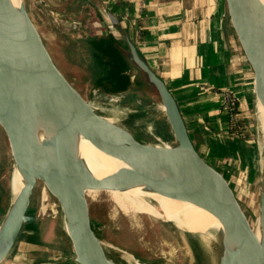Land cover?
Masks as SVG:
<instances>
[{
  "label": "water",
  "instance_id": "1",
  "mask_svg": "<svg viewBox=\"0 0 264 264\" xmlns=\"http://www.w3.org/2000/svg\"><path fill=\"white\" fill-rule=\"evenodd\" d=\"M230 23L252 75L253 93L264 104V5L257 0H224ZM0 0V128L24 184L9 202L0 238V263L10 253L21 227L34 221L28 214L35 185L41 182L57 202L64 229L78 264H117L94 230L86 191H119L137 183L149 192L195 204L219 220L229 260L219 264H264V196L252 224L224 176L196 151L175 99L164 82L127 40V54L162 106L174 144L170 151L138 140L131 130L114 124L91 106L57 67L21 6L17 28L2 15ZM113 26L118 20L107 14ZM91 103V104H90ZM94 105V104H93ZM33 121L46 137L33 132ZM80 133L112 152L125 165L124 178H90L74 159L71 143ZM12 183V179H11ZM12 186V185H11ZM10 188V187H9ZM11 190V188L9 189ZM259 223L260 241L254 239Z\"/></svg>",
  "mask_w": 264,
  "mask_h": 264
},
{
  "label": "crops",
  "instance_id": "2",
  "mask_svg": "<svg viewBox=\"0 0 264 264\" xmlns=\"http://www.w3.org/2000/svg\"><path fill=\"white\" fill-rule=\"evenodd\" d=\"M38 2L59 23L68 21L80 30L77 39L92 56L87 94L110 96L100 90L99 81L105 83V89L124 88L129 106L135 103L136 108L143 110L160 105L153 88L128 58L127 40L131 41L178 103L198 154L221 171L232 189L231 174L236 177L246 173L250 181L255 179L254 151L239 135L228 132L229 118L222 107L224 93L230 92L240 100L244 85V95L254 98L250 90L251 70L224 0ZM108 13L118 20L119 26L109 22ZM75 88L84 91V86ZM242 177L235 179L242 184ZM38 213L32 215L33 222L21 227L10 253L0 264H78L61 215Z\"/></svg>",
  "mask_w": 264,
  "mask_h": 264
},
{
  "label": "rangeland",
  "instance_id": "3",
  "mask_svg": "<svg viewBox=\"0 0 264 264\" xmlns=\"http://www.w3.org/2000/svg\"><path fill=\"white\" fill-rule=\"evenodd\" d=\"M23 3L57 67L73 85L79 89L84 86V91L82 90L81 92L82 95L98 107L100 114L111 118V114L103 111L108 106L107 100L104 97L94 98L96 96L93 97L91 93L87 94L85 91L91 85L92 56H90L88 48L77 39L80 30L68 21L62 20L59 23L53 14L40 6L38 0H23ZM79 81H81L80 85ZM242 87L243 89L240 88L243 94L242 99L238 100L236 98L238 100L239 117L243 120L241 127H239L242 135L239 137L241 140H245L244 142L249 147H252L254 151L255 160L252 166L255 172L253 173L255 179L250 181L246 173H240L236 177L231 174L230 177L233 179L229 181L242 211L253 224L259 212V159L262 152L258 148L259 138L254 116V98H250L248 94L244 95L247 92V88L246 85ZM250 88L253 91V84H251ZM105 97L108 99L109 96ZM124 107L126 114L123 122L138 140L142 141V138L147 140L145 135L135 125L133 126L135 122H141L145 117H140L135 113L137 110L135 103ZM168 130L170 133H168L167 139L170 144H174L175 141L169 126ZM4 133L0 128V194L2 195V205L5 208V214L10 202L9 176L13 159ZM219 172L221 173V171ZM227 177H229V174H227ZM239 177L243 179L242 184L240 181H236ZM51 197L44 190L42 183L37 182L31 196L28 214L35 210L33 214L39 212L40 214L42 213V216L52 214L59 216L61 214L60 208L56 200ZM86 197L92 226L103 243L107 255L117 264H126V262L127 264H134L136 261L140 264L148 262L151 264H219V256L205 251L196 240L187 235V233H181L171 223L161 220L160 222L153 221L147 217H142L139 224L135 227L130 220L116 211L104 193L101 192L97 197L93 198ZM4 214H0V221ZM217 237L220 240V237Z\"/></svg>",
  "mask_w": 264,
  "mask_h": 264
},
{
  "label": "bare ground",
  "instance_id": "4",
  "mask_svg": "<svg viewBox=\"0 0 264 264\" xmlns=\"http://www.w3.org/2000/svg\"><path fill=\"white\" fill-rule=\"evenodd\" d=\"M257 1L264 5V0ZM23 5V0H3L2 2V15H4L14 28H17L18 26L20 10ZM125 100V94L112 95L108 99V106L105 107L103 111L112 115L109 119L111 122L124 126L129 130V127L123 122L126 114L125 107H123L125 106ZM93 104H91V106H96ZM254 107L256 129L259 138L258 148L259 151L262 152L259 159L260 189L264 196V104L257 96H254ZM135 113L140 117H145L143 121L135 122L133 124V126L135 125L147 138V140L142 138V142L159 149L170 151V145L167 139L170 131L167 129L168 123L162 106L154 105L148 109L136 111ZM32 129L33 132L42 138H47L46 128L39 121H33ZM71 151L74 159L79 163L84 172L93 180L99 181L110 177H113L114 180L124 178L123 168H125V165L116 157V155L84 135L80 133L75 135L74 140L71 143ZM23 184L24 180L22 175L15 164L12 163V169L9 176L11 201L19 193ZM101 192L104 193L109 202L113 204L116 211L130 220L135 227L139 224L142 217H147L153 221L160 222L161 220L169 222L181 233H187V235L196 240L205 251L229 260L220 236L219 220L210 210L198 207L189 202L185 203L184 201L146 191L137 183H132L119 191L90 189L86 191V196L89 198L97 197ZM6 216H3L0 221V238L5 226ZM260 229V225L257 223L254 229V239L256 242L260 241ZM217 236L220 237V240H218ZM3 248L4 245L0 244V252ZM134 264L140 263H137L136 261Z\"/></svg>",
  "mask_w": 264,
  "mask_h": 264
},
{
  "label": "trees",
  "instance_id": "5",
  "mask_svg": "<svg viewBox=\"0 0 264 264\" xmlns=\"http://www.w3.org/2000/svg\"><path fill=\"white\" fill-rule=\"evenodd\" d=\"M94 57V59H95V56H93ZM104 57V56H103ZM119 75V74H118ZM120 77H122V79H123V76H117V78H120ZM98 85L100 84V86L102 87V88H100V90L102 91V92H105V93H108V94H110V96H112V95H119V94H123V93H127V92H125V89L124 88H121L120 89V87H116V88H114V89H105V83L104 84H101V82H99L98 81V83H97ZM103 86H104V88H103ZM97 87V86H96ZM94 96H96V97H94ZM93 97L94 98H98V97H104L106 100H107V103H108V99H109V97H108V99L105 97L106 96V94H104V93H96L95 95H94ZM124 105L126 106V105H128V100L126 99V101H125V103H124ZM124 107V106H123ZM141 109L140 108H137V110L136 111H140ZM135 111V112H136ZM232 112L235 114V117L233 118V119H228V132L229 133H234V134H237V135H242V132L241 131H239V130H241V128H239V127H241V125H242V122H243V120H241L240 119V117H239V111L237 110V108H233V110H232ZM234 191V190H233ZM235 193V192H234ZM235 196H236V194H235ZM236 198H237V196H236ZM237 200H238V198H237ZM4 209L5 208H3V205H2V202H1V200H0V214H4ZM35 212V210H32V213H29V215H33V213ZM97 234V233H96Z\"/></svg>",
  "mask_w": 264,
  "mask_h": 264
},
{
  "label": "built area",
  "instance_id": "6",
  "mask_svg": "<svg viewBox=\"0 0 264 264\" xmlns=\"http://www.w3.org/2000/svg\"><path fill=\"white\" fill-rule=\"evenodd\" d=\"M222 107L228 118L233 119L235 117V114L232 112L233 108L235 107L238 110V100L235 95L230 92H225L223 95Z\"/></svg>",
  "mask_w": 264,
  "mask_h": 264
},
{
  "label": "flooded vegetation",
  "instance_id": "7",
  "mask_svg": "<svg viewBox=\"0 0 264 264\" xmlns=\"http://www.w3.org/2000/svg\"><path fill=\"white\" fill-rule=\"evenodd\" d=\"M146 264H151L150 262L146 263Z\"/></svg>",
  "mask_w": 264,
  "mask_h": 264
}]
</instances>
